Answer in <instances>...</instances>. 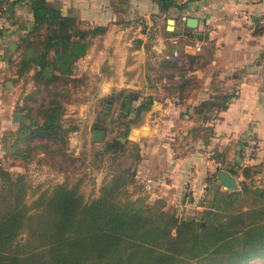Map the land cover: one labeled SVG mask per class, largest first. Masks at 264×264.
I'll return each instance as SVG.
<instances>
[{"label":"trees","instance_id":"obj_1","mask_svg":"<svg viewBox=\"0 0 264 264\" xmlns=\"http://www.w3.org/2000/svg\"><path fill=\"white\" fill-rule=\"evenodd\" d=\"M19 1L0 0V16ZM28 1L33 25L14 65L17 76H27L32 87L18 106L23 122L0 136L3 157L10 165L23 166L13 171L0 162V264H264V154L259 163H250L255 143L248 161H243L242 148L241 160L230 164L221 150L213 149L210 157L216 165L207 176L201 203L209 206L213 196L214 211L179 215L165 197L151 198L137 178L139 144L119 138L127 136L131 124H140L151 95L140 98L133 116L116 118L122 125L116 135L92 149L91 169L109 163L97 190L86 196L83 185L89 171L81 168L84 155L69 147L75 125L65 124L64 113L86 81L84 73H77L76 61L106 26H82L76 16L62 14L47 0ZM155 1L161 9L181 5ZM159 71L166 77L167 91H176L179 100L188 95L192 79L185 76L186 68L164 57ZM114 96L104 99L113 101ZM233 96L220 91L194 105L199 122L190 129L192 135H210L213 126L208 123ZM126 97L139 95L129 92ZM128 155L131 164L120 161ZM33 161L64 173V178L49 186L33 184L26 170ZM228 165L241 177L234 190L215 184L218 170ZM76 168L80 174L71 177ZM260 170L262 182L257 184L253 176Z\"/></svg>","mask_w":264,"mask_h":264},{"label":"crops","instance_id":"obj_2","mask_svg":"<svg viewBox=\"0 0 264 264\" xmlns=\"http://www.w3.org/2000/svg\"><path fill=\"white\" fill-rule=\"evenodd\" d=\"M47 1L62 14L76 16L82 26H106L105 32L95 37L87 52L76 61V71L84 73L86 81L76 90V95L82 98L69 102L64 113L65 124L75 125L69 133V147L75 154L80 152L86 134L95 142L92 111L100 98L115 93L123 102L127 93L133 92L139 95L131 99L133 108L142 96L153 97L140 124L131 126L137 128L133 129L131 140L139 144L141 154L135 165L136 176L151 198L165 197L177 207L179 215L194 214L208 207L201 203V198L207 176L216 165L210 157L213 149L221 150L225 161L233 164L241 160L240 152L249 145V140H255L256 154L250 163L261 161L264 0H175L181 5L164 9L155 0ZM3 17L0 136L2 130L18 126L12 113L20 111L22 97L32 87L27 76H17L14 65L20 43L33 25L29 1L15 3ZM187 17L197 18L196 27L187 24ZM170 19L172 28H168ZM206 19L212 23L211 33ZM197 32H201V38ZM196 41L201 43L198 51L194 48ZM173 51L185 57L175 59L171 56ZM164 57L186 68L185 76L192 79L188 95L181 100L176 99V91L165 88L166 77L159 71V62ZM173 77L178 79L179 75ZM220 91L234 92L235 96L208 123L213 126L210 135L193 136L190 129L199 122L193 106ZM0 162L10 170H23L22 165H10L3 157L1 142ZM43 169L46 166L33 161L26 170L31 177ZM261 175L262 170L257 172V177ZM101 177L96 180V190Z\"/></svg>","mask_w":264,"mask_h":264},{"label":"rangeland","instance_id":"obj_3","mask_svg":"<svg viewBox=\"0 0 264 264\" xmlns=\"http://www.w3.org/2000/svg\"><path fill=\"white\" fill-rule=\"evenodd\" d=\"M81 85L77 89H80ZM113 94L115 95L114 96L115 98L113 99V101L110 102L111 108L108 110V112H104L105 104L107 102V100H105L104 97L100 98V100L97 102L96 106H94V109L92 111V116L94 115L92 118V127H97L95 125H100L101 127H105L107 129L105 131L108 134H106L105 138L102 141H98L97 143L92 142L90 138L87 137L88 135L86 134L85 136L86 138L82 140L80 152L78 153L79 155H82V156L84 155L83 156L84 163H81V168H83V170L86 169L87 171H89L87 173V178L83 185V191L86 194V196L91 195L96 191V185H97L96 180L97 179L99 180L101 176L103 177V175L105 174L106 168H107L105 164L109 163L107 160H105L101 165L97 162L96 165L99 164L100 166L98 165L99 167L90 169L88 163H90L92 149L102 146L106 138H112V136L116 135L117 128L119 126L120 127L122 126L118 124V122L115 123L114 120L116 118L120 117L122 119H127L131 117V115L129 114V111H126L123 108L125 104L124 101L123 102L120 101L119 96H117V94L115 93ZM76 97L82 98V96L80 97V95H76V91H75L73 94L72 100L74 101ZM132 125L134 124H131V126ZM129 148H130L129 153L131 155L132 154L131 145H129ZM130 155L120 158V161H122L124 164H131L133 162V158ZM76 169H74V172L71 173V177L80 174V169H77V170ZM262 177H263L262 175L260 177H257V173L254 174L253 176L254 183L261 184ZM63 178H64V173L50 170L47 167L46 169H43V171L39 172L38 174L31 176L33 184L36 185V184L42 183L43 186L52 185L54 182L60 181ZM29 199H30V196H29Z\"/></svg>","mask_w":264,"mask_h":264},{"label":"water","instance_id":"obj_4","mask_svg":"<svg viewBox=\"0 0 264 264\" xmlns=\"http://www.w3.org/2000/svg\"><path fill=\"white\" fill-rule=\"evenodd\" d=\"M187 24L191 27H196L197 25V18L195 17H187L186 18ZM172 19L169 20L168 28H172ZM197 37L201 38V32L196 33ZM124 109L126 111H129V114L133 116L135 112V108L131 106V98L126 97L124 98ZM111 108L110 100L108 99L105 104L104 112H108V110ZM13 119L16 123L20 124L23 122V113L21 111H15L12 113ZM133 129H137L136 127H132L129 129V134H127L126 137L120 136L119 138L124 141L125 139H132L133 138ZM105 129L101 126L94 127L92 130V140L95 142L102 141L105 138ZM215 184H221L223 188L234 190L238 188V180L236 176L231 172L230 166H225L223 168H220L217 172ZM210 205L205 208L204 214H208L214 211L213 204H214V197L211 196L209 199Z\"/></svg>","mask_w":264,"mask_h":264},{"label":"built area","instance_id":"obj_5","mask_svg":"<svg viewBox=\"0 0 264 264\" xmlns=\"http://www.w3.org/2000/svg\"><path fill=\"white\" fill-rule=\"evenodd\" d=\"M3 21H4V17L3 16H0V29L3 27ZM205 24L207 25L208 27V31L211 33V29H212V23L210 21V19H206L205 21ZM201 43L199 41H196L194 43V48L198 51L200 50L201 48ZM171 56L175 59H181L182 57H185V56H182L178 51H173V53L171 54ZM177 99V97H176ZM255 144V140H249V145L247 144L244 149H243V154H244V158H243V161L246 162L249 160L250 158V154H251V151H252V146Z\"/></svg>","mask_w":264,"mask_h":264}]
</instances>
